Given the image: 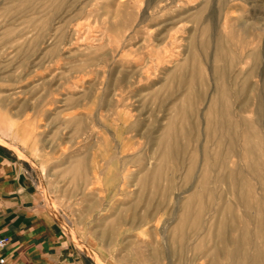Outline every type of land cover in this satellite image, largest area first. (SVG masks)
Returning a JSON list of instances; mask_svg holds the SVG:
<instances>
[{"label":"rangeland","instance_id":"obj_1","mask_svg":"<svg viewBox=\"0 0 264 264\" xmlns=\"http://www.w3.org/2000/svg\"><path fill=\"white\" fill-rule=\"evenodd\" d=\"M0 143L99 264H264V0H0Z\"/></svg>","mask_w":264,"mask_h":264},{"label":"crops","instance_id":"obj_2","mask_svg":"<svg viewBox=\"0 0 264 264\" xmlns=\"http://www.w3.org/2000/svg\"><path fill=\"white\" fill-rule=\"evenodd\" d=\"M0 264H99L44 204L25 161L0 143Z\"/></svg>","mask_w":264,"mask_h":264},{"label":"built area","instance_id":"obj_3","mask_svg":"<svg viewBox=\"0 0 264 264\" xmlns=\"http://www.w3.org/2000/svg\"><path fill=\"white\" fill-rule=\"evenodd\" d=\"M8 239L7 238H2L0 239V247H3L6 245ZM0 263H3V258H0Z\"/></svg>","mask_w":264,"mask_h":264},{"label":"bare ground","instance_id":"obj_4","mask_svg":"<svg viewBox=\"0 0 264 264\" xmlns=\"http://www.w3.org/2000/svg\"><path fill=\"white\" fill-rule=\"evenodd\" d=\"M197 197H198V195H197ZM95 254V253H94ZM96 259H98L99 260V258H98V256L96 255Z\"/></svg>","mask_w":264,"mask_h":264}]
</instances>
